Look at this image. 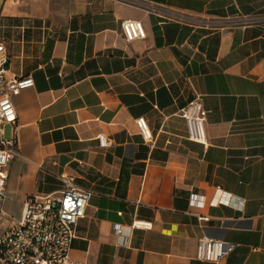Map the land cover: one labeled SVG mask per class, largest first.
Masks as SVG:
<instances>
[{
    "label": "crops",
    "instance_id": "crops-1",
    "mask_svg": "<svg viewBox=\"0 0 264 264\" xmlns=\"http://www.w3.org/2000/svg\"><path fill=\"white\" fill-rule=\"evenodd\" d=\"M124 19L145 36L125 41ZM0 41L6 75L33 79L12 96L19 155L3 213L58 190L66 172L90 192L74 260L264 264V0H0ZM192 99L204 143L186 137ZM202 237L235 247L198 259Z\"/></svg>",
    "mask_w": 264,
    "mask_h": 264
},
{
    "label": "built area",
    "instance_id": "built-area-1",
    "mask_svg": "<svg viewBox=\"0 0 264 264\" xmlns=\"http://www.w3.org/2000/svg\"><path fill=\"white\" fill-rule=\"evenodd\" d=\"M244 22H251V20ZM120 29L125 41L145 36L140 20L124 19ZM8 54L0 41V222L4 199L6 166L8 161L18 156L15 148L17 115L12 96L30 86L33 79L29 75H6ZM186 137L189 140L204 143L205 111L198 99H192L181 108ZM135 124L144 141H151L152 135L143 116L135 118ZM9 126L10 133L5 136L4 128ZM101 146L108 141L98 136ZM58 179L61 187L47 194H28L16 217L7 227L0 228V264H84L71 258V242L76 236V223L84 217L89 198V190L77 185L71 175L60 172ZM219 188L217 187V190ZM152 222L136 220V228H151ZM116 232L120 233L117 228ZM235 247L234 242L199 238L196 244L195 257L202 260L218 261Z\"/></svg>",
    "mask_w": 264,
    "mask_h": 264
},
{
    "label": "rangeland",
    "instance_id": "rangeland-1",
    "mask_svg": "<svg viewBox=\"0 0 264 264\" xmlns=\"http://www.w3.org/2000/svg\"><path fill=\"white\" fill-rule=\"evenodd\" d=\"M10 222H12L11 216L8 215V214L3 213L2 219H1V222H0V228L7 227L10 224Z\"/></svg>",
    "mask_w": 264,
    "mask_h": 264
}]
</instances>
